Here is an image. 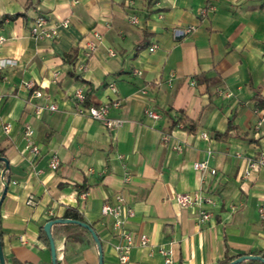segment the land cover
Wrapping results in <instances>:
<instances>
[{
  "label": "crops",
  "instance_id": "obj_1",
  "mask_svg": "<svg viewBox=\"0 0 264 264\" xmlns=\"http://www.w3.org/2000/svg\"><path fill=\"white\" fill-rule=\"evenodd\" d=\"M209 3L213 11L201 16L206 0H0V60L11 61L0 70V152L8 161L3 177L0 168V197L8 181L0 205L5 264H52L40 231L50 220L70 219L67 210L98 236L102 264H162L156 251L140 246L141 235L170 249L173 264L264 258L258 213L264 169L242 176L247 159L264 153V0ZM38 14L50 26L65 20L68 26L54 39L35 40L29 27ZM189 27L194 30L185 32ZM89 42L96 49L85 58ZM28 81L32 88L23 85ZM35 89L43 96L32 97ZM76 90L84 93L80 104ZM45 103L57 110L37 116L35 106ZM104 104L109 118L123 120L120 127L109 130L85 111ZM147 109L159 118H148ZM25 124L38 154L26 149ZM52 152L57 170L48 167ZM205 160L207 170H194ZM193 192L214 205L177 204V194ZM117 195L133 211L124 224L133 247L123 263L113 219L101 214ZM200 209L211 213L203 224ZM51 235L57 264H98L87 229L53 224Z\"/></svg>",
  "mask_w": 264,
  "mask_h": 264
},
{
  "label": "built area",
  "instance_id": "obj_2",
  "mask_svg": "<svg viewBox=\"0 0 264 264\" xmlns=\"http://www.w3.org/2000/svg\"><path fill=\"white\" fill-rule=\"evenodd\" d=\"M210 0H206V5L202 7L200 10L201 16H206L209 12L213 11V5L209 3ZM130 22L133 24H136L138 22V17L133 15L130 17ZM68 21L65 20L59 24L49 25L47 19L42 15L38 14L36 15L33 20L31 21L29 31L30 35L35 40L40 39H54L58 35V29L60 27H67ZM193 27H189L185 30V32L189 33L193 31ZM182 30H175L176 35H182L185 33ZM5 38L0 33V45L4 42ZM96 49V43L89 42L87 46L84 49V56L85 58L90 57V55L94 52ZM154 46L151 47L149 50L152 52L154 51ZM110 56H114L115 52L110 50L109 51ZM11 63L10 60H0V70L5 67L6 65H9ZM193 84V82H192ZM23 85L26 88H32L33 84L32 82H24ZM110 88L112 91H115V86L110 85ZM43 94L41 90L35 89L32 91V97L34 98H40ZM73 99L75 103L80 104L85 100L84 93L82 90H76L73 94ZM113 107L119 106L118 101H114L111 104ZM45 110L49 111H56L57 106L54 103H45L42 105H36L35 106V114L37 116H40ZM108 110H109V104L99 105V106H89L85 111L86 113L93 119L98 120L102 122L107 129L113 130L118 127H120L123 124V120L121 119H111L108 117ZM80 112H84V110H80ZM145 115L148 118L152 119H158L159 114L152 111V110H145ZM261 121H264V118L261 119ZM10 128L9 125H6L4 127L5 131H7ZM33 129L28 125H24V136L26 138V149L31 150L33 153L38 154L39 148L37 145H35L31 138L33 137ZM201 137L203 139H208V135L206 133H202ZM162 141L166 142L169 139V136L164 134L162 135ZM180 150V147H178ZM237 156H241L240 154H237ZM118 158L121 159L122 156L118 155ZM48 167L50 170H57L60 167V160L56 153L52 152L49 157L48 161ZM193 168L196 171H204L208 169L207 161H199L195 162L193 164ZM260 169H264V153L261 154L257 158H248L246 167L243 171V178L247 179L249 178L254 172H258ZM212 173H214V170H211ZM130 177L127 174L125 177V181H129ZM177 204L180 207H189V206H197L201 207L204 204L208 205H214V201L211 198H208L201 194L200 192H193V193H184V194H177L175 198ZM122 210H124L126 217L124 218L122 216ZM259 215L264 218V206H260L258 208ZM101 214L102 216H110L113 219L112 222V229L117 232V234L121 238V243L117 244L115 246V251L117 253V257L119 259V262L123 263L126 262L129 258V252L131 248L133 247V239L132 235L128 233L125 228V219L131 217L133 215V211L131 207H129L124 198L121 195H117L115 197V203L110 204H104L101 208ZM211 217V213L208 210L200 209L197 217L198 224H203L206 221H208ZM139 244L141 247H151L154 251H156L161 257H162V264H173L172 259V251L168 248L162 247V246H152L149 242V239L146 235H141L139 239Z\"/></svg>",
  "mask_w": 264,
  "mask_h": 264
},
{
  "label": "water",
  "instance_id": "obj_3",
  "mask_svg": "<svg viewBox=\"0 0 264 264\" xmlns=\"http://www.w3.org/2000/svg\"><path fill=\"white\" fill-rule=\"evenodd\" d=\"M0 162H3V164H4V169L2 171V177H3L4 172L8 169V161L6 158L0 157ZM3 183H4V189H3V192H2L1 197H0V205H1V202L4 198V196H5L8 181L4 180ZM63 223L77 224V225L87 229L90 232V234H91V236H92V238H93V240L97 246V249H98V264H102V249H101L99 238L96 235V233L94 232V230L88 224H85V223L80 222L78 220L62 219V218L50 220L43 226V230H44V232H45V234L49 240V248H50V253H51V263L57 264L55 245H54V241H53V238L51 235V226L53 224H63ZM246 260L259 261L262 264H264V258H262L261 256H258V255L240 256V257L236 258L235 260H233L232 262H230L229 264H239V263L246 261ZM0 264H5L1 240H0Z\"/></svg>",
  "mask_w": 264,
  "mask_h": 264
},
{
  "label": "trees",
  "instance_id": "obj_4",
  "mask_svg": "<svg viewBox=\"0 0 264 264\" xmlns=\"http://www.w3.org/2000/svg\"><path fill=\"white\" fill-rule=\"evenodd\" d=\"M152 3V0H149V4ZM13 18V17H12ZM0 24H1V21H0ZM225 135V133H224ZM0 157H3L1 156V152H0ZM4 166L3 162H0V168ZM8 171V169L4 172V174ZM65 217L66 218H70V219H73V220H78V221H82L81 217L79 216V214L75 211H72V210H67L66 213H65ZM40 239H42L48 246H49V240L44 232V230L42 229L40 231ZM0 240H1V231H0ZM239 256L237 257H230V258H225L222 262H220L219 264H229L230 262H232L233 260H235L236 258H238Z\"/></svg>",
  "mask_w": 264,
  "mask_h": 264
}]
</instances>
